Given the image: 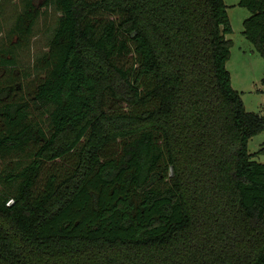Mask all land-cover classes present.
I'll use <instances>...</instances> for the list:
<instances>
[{"label":"trees","instance_id":"16d2710c","mask_svg":"<svg viewBox=\"0 0 264 264\" xmlns=\"http://www.w3.org/2000/svg\"><path fill=\"white\" fill-rule=\"evenodd\" d=\"M46 1L42 67L0 80V264H264V114L232 86L225 0ZM239 5L264 57V0Z\"/></svg>","mask_w":264,"mask_h":264},{"label":"rangeland","instance_id":"374dc122","mask_svg":"<svg viewBox=\"0 0 264 264\" xmlns=\"http://www.w3.org/2000/svg\"><path fill=\"white\" fill-rule=\"evenodd\" d=\"M33 4V17L25 13L28 0H0V57L15 59L17 65L11 68L0 63V80L7 81L12 74H16L23 84L30 79L24 78L26 71H36L35 66L42 67L41 59L48 51L49 41L57 27L61 11L46 0H30ZM240 0H225L227 11L233 31L226 35L232 39L231 58L227 62V68L231 72L232 86L241 92L243 101L248 111L264 114V57L257 51L254 44L244 35V20L250 16V11L239 5ZM23 15L24 24H30L31 32L23 38L20 32H12L13 28ZM109 15V14H105ZM109 17H113L110 16ZM124 63L132 65L136 56L134 53L123 58ZM10 69H16L11 71ZM27 77V76H26ZM17 81V80H16ZM19 80L17 85L19 84ZM42 117V125L46 128V113L35 109L34 115ZM250 153H255L254 159L264 162V130L253 136L248 143ZM15 155L0 158V173L16 163Z\"/></svg>","mask_w":264,"mask_h":264},{"label":"crops","instance_id":"0c3cea01","mask_svg":"<svg viewBox=\"0 0 264 264\" xmlns=\"http://www.w3.org/2000/svg\"><path fill=\"white\" fill-rule=\"evenodd\" d=\"M260 89H264V88H262V87H259Z\"/></svg>","mask_w":264,"mask_h":264}]
</instances>
